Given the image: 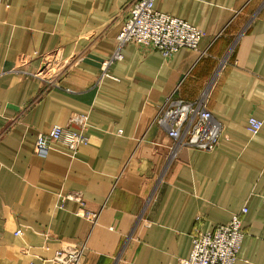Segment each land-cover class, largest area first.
<instances>
[{"label": "crops", "instance_id": "0c3cea01", "mask_svg": "<svg viewBox=\"0 0 264 264\" xmlns=\"http://www.w3.org/2000/svg\"><path fill=\"white\" fill-rule=\"evenodd\" d=\"M133 1L0 0V264H43L68 245L85 247L80 264H178L196 228L243 207L235 264H264V0H155L201 32L198 47L164 59L130 43L104 68ZM55 49L48 85L32 74ZM216 72L218 146L175 147L158 108L171 94L196 101ZM74 115L87 117L86 144L35 151ZM249 116L263 121L253 135ZM73 191L96 221L62 200Z\"/></svg>", "mask_w": 264, "mask_h": 264}, {"label": "built area", "instance_id": "2783aa9c", "mask_svg": "<svg viewBox=\"0 0 264 264\" xmlns=\"http://www.w3.org/2000/svg\"><path fill=\"white\" fill-rule=\"evenodd\" d=\"M154 3L155 0L133 1L129 16L116 36L117 48L110 59L103 63L104 68L112 61L121 60L123 46L130 43L148 50H157L164 59H170L181 48L198 47L201 32L179 18L156 11ZM62 61L60 49L46 53L42 56V66L32 76L42 83L56 85L52 71ZM216 75L217 72L196 101H185L171 94L158 108L153 121L166 131L175 147L212 151L218 146L224 129L207 108V99ZM262 125V120L254 116L248 117V131L252 135ZM86 126V116L74 115L68 125H54L49 133H40L34 149L39 154H45L53 143H61L71 153H75L88 141L84 133ZM62 200L78 202L81 215L86 219L96 221L98 218V212L84 208L83 197L79 191L66 194ZM245 212L246 208L243 207L240 213L233 215L228 222L215 226L212 231L204 232L196 228L192 235L191 252L187 258L179 259L178 264H235L244 238L241 215ZM19 234L20 231H17L16 235ZM84 248L75 245L61 247L43 264H80Z\"/></svg>", "mask_w": 264, "mask_h": 264}]
</instances>
